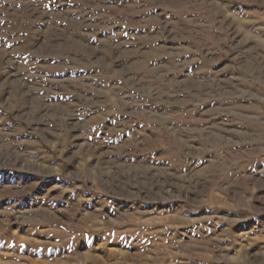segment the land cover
Here are the masks:
<instances>
[{
    "label": "rangeland",
    "instance_id": "374dc122",
    "mask_svg": "<svg viewBox=\"0 0 264 264\" xmlns=\"http://www.w3.org/2000/svg\"><path fill=\"white\" fill-rule=\"evenodd\" d=\"M0 259L264 264V0H0Z\"/></svg>",
    "mask_w": 264,
    "mask_h": 264
},
{
    "label": "crops",
    "instance_id": "0c3cea01",
    "mask_svg": "<svg viewBox=\"0 0 264 264\" xmlns=\"http://www.w3.org/2000/svg\"><path fill=\"white\" fill-rule=\"evenodd\" d=\"M18 239H19V237H18ZM21 242L25 244V241L24 242L21 241ZM22 247H24V246H20V248H19L18 251H15V249L10 250L9 252L6 251V250L5 251L8 252V253L14 254L15 255V258H18V257H22L21 256V248ZM5 251H1V252L2 253H5ZM19 263H21V261H18V260H17V262H15V261H2V259H0V264H19Z\"/></svg>",
    "mask_w": 264,
    "mask_h": 264
}]
</instances>
